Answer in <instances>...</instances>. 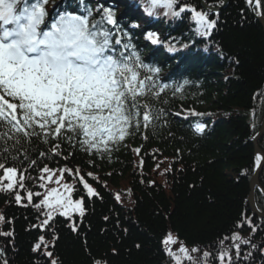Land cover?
Masks as SVG:
<instances>
[{
  "label": "trees",
  "instance_id": "trees-1",
  "mask_svg": "<svg viewBox=\"0 0 264 264\" xmlns=\"http://www.w3.org/2000/svg\"><path fill=\"white\" fill-rule=\"evenodd\" d=\"M58 1L48 0L46 10L51 2ZM133 1L137 9L150 10L158 29L171 23H177L178 28L184 26V36L169 31L164 37L184 44L197 41L198 49L185 45V52L176 44L158 50L154 45L143 47L153 36L142 29L146 26L144 21L137 18L132 21L128 16L120 19L119 15L126 10L124 5L112 7L111 2L99 0H63L77 7L78 13L88 17L90 22L100 21L110 9L116 25L105 23V27L112 29L114 39H121L117 49L130 43L145 64L159 69L157 82L168 87L159 100H150L154 109L161 111L160 118L153 126L127 137L110 157L100 159L64 145L66 152L72 153L67 160L42 159L39 152L49 145L33 140L28 155L37 160L35 168L29 167L22 156L15 161L20 169L17 178L25 176L26 188L42 194L52 188L63 192V183H72L67 174L57 184V172L52 181H45L46 189L39 187L36 178L43 164L51 168L67 165L80 168L82 173L93 172L98 180L87 176L85 179L100 196L94 201L86 197L84 216L73 214L77 221V231H73L70 220L56 213H53L52 228L38 227L43 215L33 204L40 197H34L29 204L26 192L17 189L23 199L16 203L12 192L0 191V214L5 217L0 233H11L0 235L3 252L0 264L5 260L7 264H49V258L43 254L45 250L53 251V258L60 264H95L97 261L102 264H174L163 244L169 233L189 249L209 252L207 264H218L215 256L219 241L238 233L251 244L241 245L239 257L232 251V264H264V221L257 220L249 201L256 165L252 138L260 130L264 117V26L246 0H223L222 3L207 0L211 6L220 7L218 11L202 8L201 0H181L182 3L176 5L177 10L187 5L209 12L210 19H217L211 35L192 32L189 36L187 25L192 24L195 31L199 27L191 11L182 12L184 16H174L162 5L153 7L149 0ZM30 2L33 0H28ZM258 11H264V7ZM159 21L163 22L158 24ZM201 45L204 50L199 48ZM154 49L157 52L148 59ZM172 57H176V65L183 67L172 68L173 64L169 63L168 68H164L163 64ZM217 65L221 68L220 74ZM196 74L199 78L195 84L191 80ZM174 83H177L175 87ZM180 109L199 114V119L201 115L212 116L218 123L209 131L199 133L190 119H182L184 113L175 112ZM259 146L264 151V137ZM137 147L141 149L139 154L134 151ZM92 160L95 167L90 165ZM262 174L264 188V170ZM0 182L6 183L2 177ZM75 187L73 199L85 195L80 192L82 186L78 182ZM124 188L130 196H125ZM256 200L264 211L263 191H256ZM247 221H251V225ZM241 224L243 226L238 227ZM41 235L49 245L54 243V247L35 251ZM229 244L231 241H226V246ZM202 252L192 255L199 261Z\"/></svg>",
  "mask_w": 264,
  "mask_h": 264
},
{
  "label": "snow or ice",
  "instance_id": "snow-or-ice-1",
  "mask_svg": "<svg viewBox=\"0 0 264 264\" xmlns=\"http://www.w3.org/2000/svg\"><path fill=\"white\" fill-rule=\"evenodd\" d=\"M47 3L48 0H33L31 4L28 0H0V177L6 181L0 182V191L12 192L16 203L23 199L17 189L26 192L29 204L34 197H40L33 204L43 215L38 227L52 228L53 213H56L68 218L72 230L77 231L73 214L82 218L86 197L100 196L85 177L99 178L93 172L82 173L78 167L51 168L43 164L36 178L40 188L46 189L45 181H52L57 172V184L66 174L72 183H63V192L52 188L42 194L26 188L24 175L17 178L20 169L15 161L22 156L29 167L35 168L37 160L28 155L34 139L49 145L39 152L42 159L60 157L67 160L72 153L66 152L64 145L100 159L110 157L127 137L153 126L160 118L161 111L154 109L150 100H159L168 86L157 82L159 69L145 64L130 43L117 49L121 39H114L115 33L105 27V23L116 25L110 9L100 21L90 22L88 17L66 14L42 27L48 15ZM178 3L179 0H151L153 7L162 5L174 16L191 11L200 33L211 35L217 19H210L209 12L187 5L177 10ZM246 3L254 13L264 16V11H258L264 7L262 0H246ZM216 16L218 18V13ZM196 131L203 132L204 125H198ZM134 151L139 154L141 149L137 147ZM262 162L264 156L258 155L257 167ZM90 165L95 167V161H90ZM77 182L85 195L73 199ZM116 199H120L119 194ZM4 221V215L0 214V224ZM247 223L251 225V221ZM52 235L55 237L54 231ZM39 241L34 246L35 251L54 247V243L45 242L43 235ZM226 241L231 244L226 246ZM177 243L171 233L163 241L174 264H207L209 252L189 249L182 243L173 249L172 245ZM241 244H251V241L238 233L222 238L215 256L218 264H232V251L235 250L239 257ZM197 252H202L199 261L192 255ZM43 254L49 258V264H60L53 258V251L45 250Z\"/></svg>",
  "mask_w": 264,
  "mask_h": 264
},
{
  "label": "bare ground",
  "instance_id": "bare-ground-1",
  "mask_svg": "<svg viewBox=\"0 0 264 264\" xmlns=\"http://www.w3.org/2000/svg\"><path fill=\"white\" fill-rule=\"evenodd\" d=\"M151 2V0H149ZM187 3V1H185ZM179 3H182L181 0H179ZM191 14V13H190ZM181 16H184V13L181 12L180 14ZM192 15V14H191ZM193 18V16H191ZM177 18V17H176ZM144 19H145V24L146 26L143 27L142 29L150 34H153V39H148L147 42L149 44H143V47H146V48H149L150 45H154L156 46V48H160V49H163L165 48L167 45H174L176 44L175 46H177L178 49H180L183 45H189V47H193V49H198L197 46L199 45V43H197V41H194V40H190L189 41V44H184L183 41H180V40H176L174 41L175 39H167L166 37H164V35H167L165 34V32H169L171 31L174 32L175 34H180L181 36H184V26L183 28H178V24L177 23H171L169 26H167L166 28H163L162 30L161 29H158L155 25V23L153 22H150V19H151V14L149 12H146L145 15H144ZM193 21H195L193 19ZM150 22V25H147V23ZM163 21H159V23H162ZM192 24H189L188 26H191ZM168 28V29H167ZM162 31V32H161ZM155 41V42H154ZM180 45V46H179ZM191 45V46H190ZM199 48L201 50H204L205 48H203V46H199ZM191 49V48H190ZM131 51V50H129ZM135 52H137V50H134ZM148 59L152 58L150 55H148L147 57ZM197 58V57H196ZM197 59H201V57H198ZM169 63H172L173 66L172 68H176L178 69L179 67H183L182 65L180 66L179 65H176L177 63V59L176 57H172L171 59L167 60L164 64H163V67L165 68H168V64ZM175 64V65H174ZM162 67V66H161ZM217 69L220 68V66H216ZM218 73L220 74L221 73V68L219 70H217ZM226 71V70H225ZM224 70L222 72H225ZM208 76H212L210 74H208ZM198 74H196L195 78L192 79L191 81L194 82L195 84L198 83ZM177 85V83H174V87ZM177 112L178 114L180 113H184L182 115V119L183 120H188L190 119L191 120V124L194 126V128H197L198 125H204V130H210L211 129V126L212 127H215L216 124L218 123L217 120L212 117V116H209V115H201L200 116V119L197 117V115L192 111V112H188L184 109H180L179 111H175ZM174 112V113H175Z\"/></svg>",
  "mask_w": 264,
  "mask_h": 264
},
{
  "label": "rangeland",
  "instance_id": "rangeland-1",
  "mask_svg": "<svg viewBox=\"0 0 264 264\" xmlns=\"http://www.w3.org/2000/svg\"><path fill=\"white\" fill-rule=\"evenodd\" d=\"M201 2V7L202 8H204V9H206L207 7H209V6H211L209 3H207V0H201L200 1ZM139 15H141V16H143V13H140L139 11H136ZM144 17V16H143ZM198 28L199 27H196V31H195V28H192V25L191 26H188L187 25V32H188V35L190 36L191 35V33L192 32H200L199 30H198ZM262 124H263V128H262ZM262 124H261V128H260V130L258 131L257 130V132L255 133V135L253 136V138L252 139H255L256 137H258L259 136V132L263 129V134L261 135V137L258 139V145H260V141L263 139V137H264V117H263V119H262ZM257 158V157H256ZM256 158H255V161H256ZM256 169H257V164L255 165V170H254V173H255V171H256ZM263 170H264V167H263V169H262V171H261V173H260V175H259V187H257L256 188V191L259 189V190H261V191H263L264 192V188L262 187V184H261V177H262V172H263ZM254 179V175H253V177H252V180ZM251 184H252V182H251ZM124 190V192H125V196L127 197L128 195H129V193H128V189L127 188H124L123 189ZM250 190H251V186H250ZM256 191H255V201H256V203H257V200H256ZM80 192H83V193H85V191L82 189V188H80ZM130 196V195H129ZM94 199H95V197H92V198H88V200L89 201H94ZM251 206V205H250ZM257 206H258V204H257ZM258 208H259V210L262 212V213H264V211L263 210H261V208L258 206ZM251 210H252V212H253V214L256 216V218H257V220H262V221H264V217L261 215V214H257L256 212H254V210H253V208L251 207ZM261 221V222H262ZM174 237H176L175 235H173ZM177 238V237H176ZM177 241H178V243H177V245H172V248L173 249H176L178 246H179V244H183V242H181L180 240H178V238H177ZM252 242H254V241H252ZM184 245V244H183ZM241 245H246V246H248L249 244H241ZM245 247V246H244Z\"/></svg>",
  "mask_w": 264,
  "mask_h": 264
},
{
  "label": "water",
  "instance_id": "water-1",
  "mask_svg": "<svg viewBox=\"0 0 264 264\" xmlns=\"http://www.w3.org/2000/svg\"><path fill=\"white\" fill-rule=\"evenodd\" d=\"M209 8V7H207ZM259 20L263 23L264 25V17H260ZM263 128V126H262ZM263 134V129L260 131L259 133V136L256 137L255 139H253V142H254V145H255V153H256V157L258 155L260 156H264V152L263 150L259 147L258 145V139L261 137V135ZM264 167V162H262L261 166L260 167H257L255 173H254V179L252 180V184H251V190H250V198H249V201H250V205L251 207L253 208L254 212H256L257 214H261L263 217H264V213H262L258 206H257V203L255 201V191H256V188L259 187V175L262 171Z\"/></svg>",
  "mask_w": 264,
  "mask_h": 264
}]
</instances>
